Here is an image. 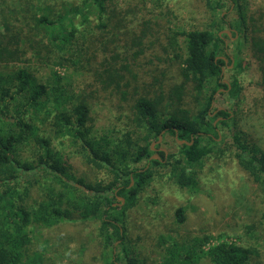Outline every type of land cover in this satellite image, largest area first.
I'll return each instance as SVG.
<instances>
[{
    "label": "trees",
    "instance_id": "trees-1",
    "mask_svg": "<svg viewBox=\"0 0 264 264\" xmlns=\"http://www.w3.org/2000/svg\"><path fill=\"white\" fill-rule=\"evenodd\" d=\"M3 2L0 264H41L30 246L43 236V227L88 220L99 221L97 238L104 264H145L126 234L128 210L137 205L159 169L169 167L176 185L194 189L196 168L230 149L264 205V147L240 130L235 108L242 92L238 75L256 63L264 115V13L250 12L246 0H204L218 22L205 29L159 33L155 22L135 23L116 9L97 16L90 34L80 41L73 19L85 20L93 6L99 14L109 12L103 0L59 7L44 2L40 10L32 0H18L21 14ZM225 5L236 14L232 22L218 13ZM16 14L20 16L15 18ZM218 23L228 27L230 36L217 31ZM247 46L245 55L242 48ZM68 66L83 75L85 93L116 99L112 105L125 113L120 134L110 128L99 138L92 136L91 103L74 95L65 86L67 76L59 72ZM229 67L231 81L224 82L223 71ZM40 70L46 75L39 79ZM216 102L231 110L215 107ZM36 122L48 123L44 134L36 133ZM221 131L231 139L228 146L219 139ZM166 135L176 144L186 143L178 146V153L165 156L159 149L153 153L150 144ZM52 137L65 144L64 151L54 150ZM26 145L29 156L20 158ZM69 152L81 154L95 174L104 176L94 183L76 178ZM153 154L159 158H151ZM29 190L39 194L32 206L25 202ZM117 197L124 199L122 205ZM174 213L178 223L185 221L183 207ZM260 219L264 229V206ZM114 243L121 252L115 254ZM204 258L211 264H255L257 255L225 234L191 236L167 247L161 264H198Z\"/></svg>",
    "mask_w": 264,
    "mask_h": 264
},
{
    "label": "rangeland",
    "instance_id": "rangeland-1",
    "mask_svg": "<svg viewBox=\"0 0 264 264\" xmlns=\"http://www.w3.org/2000/svg\"><path fill=\"white\" fill-rule=\"evenodd\" d=\"M3 1H8L9 9H15L19 11L18 14H21L18 0H0V7L6 4ZM43 1L32 0L33 4L37 5V10H40L45 3L59 7L64 4H80L82 0H45V3ZM101 4L109 12L99 14L93 6L85 20L82 17L73 19L76 28L74 35L80 38V41L90 34L97 16L105 17L107 13L114 12L116 9L135 23L140 19L155 22L153 28L159 33H167L170 29L173 31L205 29L212 22L219 21L205 6L204 0H103ZM246 7L250 12L264 13V0H246ZM218 13L225 15V20L228 22L236 18L234 12L227 11V5ZM19 16L16 14L15 18ZM15 18L11 21L12 24H15L13 22ZM218 26L217 31L222 34L229 31L223 24L218 23ZM22 32L24 35L25 32ZM25 35L34 38L31 34ZM227 44L231 42L228 41ZM248 49V46L242 48L245 55ZM55 52L59 59L63 58L60 49L55 48ZM234 52L235 48L230 45L229 53L233 55ZM57 60L55 56L53 61ZM231 70L229 67L223 71L224 82L231 81L233 74ZM59 72L67 76L65 86H68L67 88L74 92V95L81 96L86 103H91V117L94 121L91 129L92 136L99 138L110 128L120 134L125 124V113L112 105L111 102H115L116 99L110 98L105 93L98 95L90 91L85 93L83 75L73 71L70 66L60 68ZM45 75L43 70L37 73L39 79ZM260 77L261 73L257 70L256 63L251 64L238 75L242 92L239 104L235 108L240 130L264 147ZM214 106H223L231 110L226 103L216 102ZM35 124L38 126L37 134H42L48 128L47 122ZM219 139L223 140L224 146H228L231 142L229 136L223 131L220 132ZM51 145L54 150H65V144L59 139L52 137ZM179 145L171 136L166 135L159 142L153 141L150 147L153 148V153H156L158 146L169 154L178 153ZM28 150L29 145L23 146L19 151L20 158H27ZM68 154L74 166L71 172L76 178H83L86 183H94L104 176L103 173L95 174L84 163L81 154L71 152ZM193 181L194 189H181L174 183L173 173L169 167L159 169L148 188L140 195L137 205L128 210L126 234L138 250L139 258L141 256L145 259V264H161L165 249L173 242L179 244L191 236L216 237L225 234L241 246L254 251L257 255L255 264H264V229L260 219L264 205L256 185L238 167L233 150L225 151L219 158L210 156L205 159L203 164L196 168ZM33 191L38 193L36 190H29L25 200L27 205L32 206L36 197H39V194L32 193ZM179 207L185 209L186 219L183 223H178L175 217L174 212ZM98 226L99 221L88 220L43 227L41 229L43 236L33 239L30 246L31 252H35L41 264H104L105 260L101 258V242L97 238ZM119 246L114 243L115 254L121 252ZM198 264L211 263L204 258Z\"/></svg>",
    "mask_w": 264,
    "mask_h": 264
},
{
    "label": "water",
    "instance_id": "water-1",
    "mask_svg": "<svg viewBox=\"0 0 264 264\" xmlns=\"http://www.w3.org/2000/svg\"><path fill=\"white\" fill-rule=\"evenodd\" d=\"M225 33L227 34V35H229L230 36V32L229 31H225ZM161 136H159V139H158V142L159 141H161ZM179 144H183V143H186L185 141H177ZM153 145V144H152ZM153 148H151V150H152ZM162 151H164V152H166V150H164V149H161ZM151 158H154V159H158L159 158V156L156 154V155H153ZM74 186H76L77 188H81L83 191H86V192H90V191H88V189L85 187V186H83V185H80L79 183H76V182H72V181H70ZM118 198V200L121 202L120 203V205H122L123 203H124V199L122 198V197H117Z\"/></svg>",
    "mask_w": 264,
    "mask_h": 264
},
{
    "label": "flooded vegetation",
    "instance_id": "flooded-vegetation-1",
    "mask_svg": "<svg viewBox=\"0 0 264 264\" xmlns=\"http://www.w3.org/2000/svg\"><path fill=\"white\" fill-rule=\"evenodd\" d=\"M159 150H161L160 148H158ZM163 149V148H162ZM156 155V154H155ZM167 155V152H165V156Z\"/></svg>",
    "mask_w": 264,
    "mask_h": 264
}]
</instances>
